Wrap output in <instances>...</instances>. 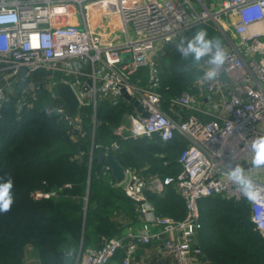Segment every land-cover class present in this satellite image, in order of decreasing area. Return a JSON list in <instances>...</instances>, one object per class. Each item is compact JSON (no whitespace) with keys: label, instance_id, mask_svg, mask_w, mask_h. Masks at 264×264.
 <instances>
[{"label":"built area","instance_id":"obj_1","mask_svg":"<svg viewBox=\"0 0 264 264\" xmlns=\"http://www.w3.org/2000/svg\"><path fill=\"white\" fill-rule=\"evenodd\" d=\"M0 0V112L14 103L20 118L39 97V86L58 101L54 113L71 128L73 139L83 136V110L91 106V131L101 101L131 104L129 128L122 140L157 137L163 143L180 136L186 142L177 158L175 177H144L125 169L120 184L132 202L138 228L103 240L99 248L80 250L76 263L108 264L120 250L122 264H133L140 245L154 244L171 264H201L193 236L201 229L199 201L211 196L243 201L254 229L264 237V201L249 202L226 177V163H239L264 187V173L251 169L252 140L264 135V0H223L210 10L203 0ZM213 23L226 38L228 53L216 80L203 81L207 65L196 71L195 93L182 92L165 100L160 90L158 57L176 45L196 25ZM231 23L234 40L225 23ZM252 27H258L252 31ZM24 70L21 76L18 72ZM44 70V77L32 79ZM145 71V80L140 71ZM59 75V77H57ZM22 81L26 85L20 86ZM57 82L72 88L75 115L54 92ZM168 111L164 110L163 105ZM117 142L104 147L116 151ZM222 152V155L220 154ZM106 170H110L108 166ZM64 187H69L65 185ZM174 188L184 204V217L158 215L148 194L163 195ZM34 190V201L54 197Z\"/></svg>","mask_w":264,"mask_h":264},{"label":"trees","instance_id":"obj_2","mask_svg":"<svg viewBox=\"0 0 264 264\" xmlns=\"http://www.w3.org/2000/svg\"><path fill=\"white\" fill-rule=\"evenodd\" d=\"M172 48L158 57L170 63L167 68L159 64L165 100L182 93L193 78L187 70L191 58H182L175 45ZM139 75L145 80L144 70ZM43 77L39 71L32 79ZM40 97L20 118L14 103L5 104L0 112V176L13 177L15 195L11 211L0 214V264H24L28 247L36 250L39 264H79L80 250L99 248L103 240L115 236L114 216L120 211L131 213L133 204L120 187L112 185L115 180L105 162L93 159L99 149L117 142L113 153L125 169L148 163L147 173L175 177L179 170L173 159L186 145L163 143L157 137L122 140L112 130L132 105L105 101L97 104L101 123L93 132L91 106L84 108V134L75 141L71 128L53 111L58 101L44 107ZM163 161L170 166L164 167ZM34 190L56 196L34 201L30 197ZM149 199L158 215L184 217V204L171 187L162 196L149 194ZM198 207L203 258L210 264H264V237L250 222L245 200L211 196L200 200Z\"/></svg>","mask_w":264,"mask_h":264},{"label":"clouds","instance_id":"obj_3","mask_svg":"<svg viewBox=\"0 0 264 264\" xmlns=\"http://www.w3.org/2000/svg\"><path fill=\"white\" fill-rule=\"evenodd\" d=\"M14 15L0 16V23L15 21ZM176 51L184 59L191 58L189 69L203 61L207 65L203 81L216 80L221 67L228 58L221 40L210 37L205 28H198L190 37L181 38L175 45ZM186 70V71H187ZM252 152L251 169H264V135L256 136L250 145ZM222 155V152L220 153ZM226 177L238 191L251 203L264 201V187L258 185L253 176L239 163H226ZM15 203L14 179L10 174L0 176V214L11 211Z\"/></svg>","mask_w":264,"mask_h":264},{"label":"crops","instance_id":"obj_4","mask_svg":"<svg viewBox=\"0 0 264 264\" xmlns=\"http://www.w3.org/2000/svg\"><path fill=\"white\" fill-rule=\"evenodd\" d=\"M204 3L207 5V7L210 9V10H217L219 9L220 7V4L223 0H203ZM191 2L194 4V6L199 9L200 8V5L198 4V1L197 0H191ZM203 26H206V25H209L208 28L210 31L212 29V32L213 33H209V35L211 37H216V38H219L221 40V37L224 38V41H221L223 45H228V42L226 40V38L222 35L221 32H219L216 27L214 25H212L211 22L207 23V24H201ZM224 25V28H225V31L227 32L228 34V38H230L231 40H234V33H233V27L231 25V23H225L223 24ZM198 25H196L195 27L193 26L192 28L188 29L182 36V38H187L185 36V34H188V32L194 28L196 29ZM200 26V25H199ZM258 27H252V31H255L257 30ZM196 68L197 67H193L191 68V74L193 75V78L192 80L190 81V83L188 84V86L186 87V89L183 91V92H189V93H195L196 92V89L193 87V83L198 79L200 78V72H197L196 71ZM161 76V74H160ZM40 97V96H39ZM164 107V110L168 112V114H170L171 116H173L167 109V106L166 104L163 105ZM174 117V116H173ZM116 128V127H115ZM113 134H115L116 136L117 133L116 131H114V128H113ZM154 138V137H153ZM153 138H150V139H153ZM143 139V138H141ZM144 139H149V138H144ZM149 139V140H150ZM133 140H139V139H133ZM174 143V145H183V144H186V142L184 141L183 138H181L180 136H176L175 139L172 141ZM171 142V143H172ZM183 150V149H182ZM181 150V151H182ZM181 151H177L176 155H175V158L173 159V163L175 164V166L178 168L179 172H180V166L178 165L177 163V158L179 156V154L181 153ZM93 155V154H92ZM159 157H161L159 155ZM171 164V162H168V161H163L162 162V165L164 167H169ZM148 163H145L143 166L139 167L138 169H135V171L139 172L141 175L147 177V178H150V177H158V178H163L164 176H161V175H154V174H149L147 173V170H148ZM178 172V173H179ZM177 173V174H178ZM176 174V175H177ZM166 177L167 176H170V177H174V175H171V174H168V175H165ZM113 186H116V187H119L117 185L116 182H114L112 184ZM121 188V187H120ZM172 188V187H171ZM174 194H176L178 196V199L180 200L181 203L182 200H181V197L179 196L178 192L176 190H174V188H172ZM162 196V195H161ZM148 198H149V194H148ZM150 203L153 205V207L155 208L154 204L152 203V201L149 199ZM133 208V207H132ZM155 211H156V208H155ZM157 213V212H156ZM158 214V213H157ZM166 217H169V216H166ZM136 213L134 211V209H132V212L129 213V214H126V213H123L122 211L118 212L114 218H113V222H114V227H115V236L116 235H119V234H125L127 233L128 231H136L137 228H138V225H137V221H136ZM29 248V257L27 258V260L25 261V263H29V264H39V260H38V257H37V253H36V250L32 247H28ZM123 251L120 250L119 252H117V254H115V256L108 262V264H122V258H123ZM200 262L201 264H210L205 258H201L200 259ZM133 264H171V260L165 256V254L163 253V251L158 248L157 246H155L154 244H149V245H140L134 255V258H133Z\"/></svg>","mask_w":264,"mask_h":264},{"label":"water","instance_id":"obj_5","mask_svg":"<svg viewBox=\"0 0 264 264\" xmlns=\"http://www.w3.org/2000/svg\"><path fill=\"white\" fill-rule=\"evenodd\" d=\"M23 73L24 70H20L18 72V76H21ZM54 92L57 95V97L62 100V102L64 103V107L67 108L68 116L73 117L76 112L78 101L70 85L66 82H57L56 85L54 86ZM42 93H43V86L40 85L39 96H41ZM123 97L127 101H129L133 105V107L137 109V111L141 110V108L138 105V102L135 99L129 97L125 93H123ZM93 159L97 160L99 163L105 162V164L110 169L111 177L115 180L117 184H120L123 181L125 168L116 159L113 151L105 152L104 150L99 149L97 153L93 155ZM193 242L195 245L199 244L197 234L193 236Z\"/></svg>","mask_w":264,"mask_h":264},{"label":"rangeland","instance_id":"obj_6","mask_svg":"<svg viewBox=\"0 0 264 264\" xmlns=\"http://www.w3.org/2000/svg\"><path fill=\"white\" fill-rule=\"evenodd\" d=\"M212 25H214L213 23H212ZM209 25H206V26H203V25H198L197 27H196V29L194 28V30L193 29H191L189 32H188V34H185V36L186 37H190L198 28H205L206 30H208V28H206V27H208ZM195 27V26H194ZM212 30H214V29H212ZM211 30V31H212ZM215 31V30H214ZM208 33H210V31H208ZM221 41H224V38L223 37H221ZM173 50V48H170L169 49V51H172ZM158 63L160 64V67H164V68H167V67H169L170 66V63L168 62V58H167V60H164V61H158ZM40 72H44V70H40ZM26 81H22L21 82V85L20 86H24V85H26ZM40 104H41V106H44V107H50V106H52V105H54V103H56V100H54L51 96H50V93H48L47 91H44V93H42V96L40 97ZM95 119H96V128L98 127V126H100V121L97 119V117H95ZM95 128V129H96ZM128 128H129V122H128V113H125L122 117H121V119L119 120V124L116 126V128L114 127V131H116V133H118V134H124V133H126V131L128 130ZM71 132V131H70ZM71 134V133H70ZM72 136V135H71ZM75 141H76V139H75ZM127 169H130V170H133V168L132 167H130V166H128L127 167ZM259 172L260 173H264V169H259ZM145 177V176H144ZM56 195H54V197H55ZM29 253H31V252H29V248H26V253H25V261L27 260V258L29 257ZM25 261H24V264H29V263H25Z\"/></svg>","mask_w":264,"mask_h":264}]
</instances>
